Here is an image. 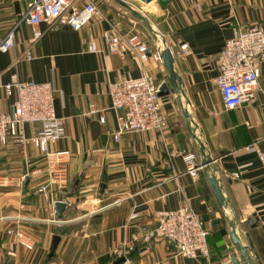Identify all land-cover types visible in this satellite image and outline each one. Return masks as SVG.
<instances>
[{
	"label": "crops",
	"instance_id": "obj_1",
	"mask_svg": "<svg viewBox=\"0 0 264 264\" xmlns=\"http://www.w3.org/2000/svg\"><path fill=\"white\" fill-rule=\"evenodd\" d=\"M28 1L0 0V38L12 29L14 43L0 52V114L12 110L14 92L7 95L3 88L11 72L21 81H49L63 137L48 150H68L67 157L53 162L67 181L64 190L51 187L47 196L36 191L45 180L43 173L26 176L21 186H0V264H111L126 247L132 252L128 264H232L231 256L237 264H249L229 236V221L252 264H264V164L257 151L244 149L254 144L264 157V96L256 91L252 101L225 108L214 82L224 40L248 26L264 28V0H170L164 7L156 0H124L131 8L93 0L104 16L119 22L122 33H137L149 53L169 48L181 80L178 96L161 61L139 63L133 54L120 58L108 53L106 24L99 19L77 30L41 22L40 37L27 44L31 30L21 16ZM88 41L99 51L88 52ZM25 50L29 60L23 57ZM257 67L258 87L264 88V61ZM142 72L168 85L169 94L159 97L166 127L123 133L115 141L108 84ZM89 104L100 111L87 113ZM39 127L25 123L24 136ZM187 152L195 155V177L182 159ZM52 159L31 143L24 149L10 137L0 143V175L44 168ZM210 176L220 188L223 208L207 183ZM56 200L65 202L59 218L53 209ZM183 204L209 230L207 258L179 256L162 238H140L139 224L153 226L158 210ZM132 211L138 217L129 220ZM10 227L29 235L33 249L16 244L5 233ZM53 235L58 241L49 257Z\"/></svg>",
	"mask_w": 264,
	"mask_h": 264
},
{
	"label": "built area",
	"instance_id": "obj_2",
	"mask_svg": "<svg viewBox=\"0 0 264 264\" xmlns=\"http://www.w3.org/2000/svg\"><path fill=\"white\" fill-rule=\"evenodd\" d=\"M82 2V5L77 4ZM203 0H195L201 2ZM103 21L106 27L103 31V40L108 53L124 58L133 54L139 63L151 58L160 62L159 48L149 55L146 54L147 44L137 34H125L120 31L119 22L104 16L93 0H29L21 16V21L30 27L31 36L27 44L39 38L41 31L37 26L45 22L53 27L67 26L77 30L90 19ZM12 29L0 38V52L13 46ZM186 44L180 48L185 50ZM88 52H98L95 43L88 41ZM23 57L31 58L27 50ZM264 61V28L262 26L245 27L224 40L216 59L217 73L214 78L222 105L233 108L243 102H250L259 91L264 96V88L258 87L257 63ZM158 83L149 74L142 72L137 77L130 75L121 76L116 81L108 84L110 98L109 109L115 113L116 129L112 134L117 141L120 134L139 132L142 130L162 131L166 127L165 115L160 109L157 96ZM7 95L14 92L12 110L10 114H0V143H5L10 137L20 149L25 144L31 143L47 157L50 155L52 162L47 161L44 168H36L16 176L0 175V186H21L25 177L43 173L45 180L39 183L36 191L47 196L51 187L62 191L65 189L67 176L63 169L53 166V162L68 156V150H55L50 152L48 146L63 137V120L56 116L53 108V87L49 81L35 82L33 80H19L15 72H11L8 81L3 85ZM93 104L87 107V113H95ZM99 121L103 116L99 115ZM25 123H38L39 130L29 137L23 134ZM246 150L257 151L261 162L264 157L260 155L254 144L244 147ZM195 155L187 152L182 155L186 171L190 176H196ZM237 177L236 173L232 174ZM138 217L132 211L129 220ZM140 238L149 241L154 238L166 240L175 253L187 258H207L209 254L206 243L208 228L203 225L201 217L188 205L183 204L174 210H158L155 214V224L146 226L139 224ZM5 233L12 237L16 244L26 250L33 249V240L23 230L10 227ZM126 247L119 254L124 256L121 264H128Z\"/></svg>",
	"mask_w": 264,
	"mask_h": 264
},
{
	"label": "water",
	"instance_id": "obj_3",
	"mask_svg": "<svg viewBox=\"0 0 264 264\" xmlns=\"http://www.w3.org/2000/svg\"><path fill=\"white\" fill-rule=\"evenodd\" d=\"M114 1L119 3L122 6L131 8V7H129V5L126 4V2L124 0H114ZM137 1L146 4L152 0H137ZM156 1H157L159 6L164 7L170 0H156ZM146 54L149 55L148 50H146ZM159 58H160V61L166 70V73L168 76V82L171 84V86L174 90V93L178 96L181 93V80H180V77L174 71L173 57H172V54H171V51L169 50V48L162 46V48H160V50H159ZM168 94H169L168 85L165 81H163L158 85L157 96L160 97V96H164V95H168ZM207 183L211 189V192H212V194L216 200L217 205L220 208H223L225 203H224L220 188L217 185L215 178L213 176L208 177ZM64 207H65V202H63V201L56 200L53 202L54 213L58 218L60 217L61 212L63 211ZM253 222H254V219L252 218L251 220H249L247 222V224L251 225ZM229 226H230L229 236H230L231 240L233 241V243L238 246L241 258L243 260L247 261L249 264H252V261H250L248 256H246L244 254L246 250L243 248V246L240 243V240L234 234L232 221H229ZM57 241H58V237L56 235H53L51 237V241H50L49 257L52 255L53 250L57 244ZM123 260H124V256L118 255L111 262V264H121V262ZM230 260H231L232 264H237V261H236L234 256H231Z\"/></svg>",
	"mask_w": 264,
	"mask_h": 264
},
{
	"label": "trees",
	"instance_id": "obj_4",
	"mask_svg": "<svg viewBox=\"0 0 264 264\" xmlns=\"http://www.w3.org/2000/svg\"><path fill=\"white\" fill-rule=\"evenodd\" d=\"M221 232L223 233V230H221ZM130 256H132V252H129L128 254H127V257H130ZM49 258V257H48Z\"/></svg>",
	"mask_w": 264,
	"mask_h": 264
}]
</instances>
